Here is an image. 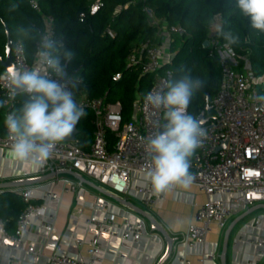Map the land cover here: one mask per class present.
Wrapping results in <instances>:
<instances>
[{
    "label": "built area",
    "instance_id": "obj_1",
    "mask_svg": "<svg viewBox=\"0 0 264 264\" xmlns=\"http://www.w3.org/2000/svg\"><path fill=\"white\" fill-rule=\"evenodd\" d=\"M33 9L40 12L39 0H29ZM104 8L103 0H91L90 13L96 14ZM150 22L157 27L153 37L142 40L133 45V49L126 59V68L141 65L142 74L153 75V83L145 92L137 93L134 110L130 120L124 121L122 105L120 102H108L106 96L89 98L81 88L83 79L80 70L69 74L65 69V76L60 83L67 85V90L72 92L73 98L84 111L94 114V142L91 150H82L76 139L62 141L56 145L48 167L52 171L71 170L86 176L98 185L106 188L118 196L127 195L131 190L142 194V203L148 209H154L162 200V193L154 194L145 173L150 167V158L146 151V141L156 131L155 123L163 120V110L153 109L144 101L147 93L161 90L164 82L172 79V74L167 71L160 73V69L171 63L174 53L171 44L175 37L189 36L188 31L180 25H168L156 17L154 12L144 7ZM85 14L80 15L81 21ZM44 32L53 33L54 39L63 49L65 39L57 34L55 21L52 16H44ZM223 19L220 14L213 17L208 26L207 40L209 45V58L217 57L220 65V81L218 91L212 98L211 106L214 112L208 122L202 127L206 135L201 138V146L190 158V173L194 176L191 185L204 193L208 200L201 205L195 215V221L189 226L183 241L188 247L204 245L213 226L223 229L236 213L246 210L256 204L264 203V103L255 97L264 96L259 87L264 86V72L256 74L248 58L239 55L231 45L221 43L216 38V27H222ZM105 33L115 38V32L108 27ZM15 42L13 62L30 67L26 52L23 56L17 54ZM25 49V48H24ZM122 74L116 73L113 81H119ZM53 79H59L55 76ZM3 107L8 110L14 101L7 100V89L0 85ZM79 97V99L76 98ZM189 112V107H188ZM107 131L114 133L116 143L114 150L107 148ZM11 141L7 130L0 137V148L8 150ZM134 174L145 177L142 184L137 183ZM80 187L75 181L66 179L64 186L59 190L45 191L41 201H32L31 188L18 190L16 193L22 197L26 208L16 222L14 233L10 234L5 229V223L0 219L2 235L0 236V249L5 247L8 252L7 264H18L12 252L23 241V236L32 227L31 217L37 216L39 226L48 234L55 232V216L48 214V204L61 199L66 193H74ZM232 195L225 201L224 195ZM213 196L219 198L212 199ZM88 223L95 226V230L88 241L77 240L79 247H86L87 260H79L69 256L61 246H57L49 257L51 264H96L101 262L103 235L117 236L121 246L129 249L130 244H137L144 236L146 222L143 218L123 217L121 222L116 221V215L108 211L103 214H92L87 219ZM261 218L254 220V227L260 228ZM49 237V236H48ZM45 236L41 244L48 241ZM247 244L257 248L264 247V237H246ZM8 242V243H7ZM33 251V246L30 248ZM204 261V255L200 257ZM190 264L189 260H184Z\"/></svg>",
    "mask_w": 264,
    "mask_h": 264
},
{
    "label": "trees",
    "instance_id": "obj_2",
    "mask_svg": "<svg viewBox=\"0 0 264 264\" xmlns=\"http://www.w3.org/2000/svg\"><path fill=\"white\" fill-rule=\"evenodd\" d=\"M104 8L96 14L90 13L91 0H39L40 12L33 9L29 0H0V58L5 57L7 42L6 29L17 42V28L30 27L37 32H44V16H52L57 34L65 39L63 50L74 52L71 61H64L63 66L69 74L80 70L83 79L81 88L89 98L106 96L108 102H120L124 121L130 120L137 93L147 91L153 83V75L142 74L141 65L126 68L127 56L133 45L153 37L154 26L144 7L150 8L156 17L168 25L183 26L189 33L186 37H175L171 44L174 53L171 63L160 69L161 74L170 71L172 78L179 76V69L191 70V74L202 81V87L196 92L189 104V114L196 118L205 109L209 96L218 91L220 81L219 59L209 58L204 42L208 37V26L213 17L220 14L224 31H231L238 38L231 44L241 56L249 59L256 74L264 70V33L254 30L250 20L234 7V0H103ZM84 13L83 21L80 15ZM110 27L115 38L105 31ZM221 43H227L216 32ZM35 44L24 43L26 55L33 61L32 52ZM67 64V66H66ZM5 71L0 61V72ZM121 73L119 81L113 76ZM22 97L14 100L9 112L22 107ZM2 100V97H0ZM77 124L79 133L76 137L78 146L89 152L94 142V114L88 110ZM213 110L207 113L212 117ZM6 108L0 107V137L5 135L4 119ZM107 148L114 150L116 137L111 131L106 134ZM26 208L22 197L14 192H0V219L5 229L14 233L16 222Z\"/></svg>",
    "mask_w": 264,
    "mask_h": 264
},
{
    "label": "crops",
    "instance_id": "obj_3",
    "mask_svg": "<svg viewBox=\"0 0 264 264\" xmlns=\"http://www.w3.org/2000/svg\"><path fill=\"white\" fill-rule=\"evenodd\" d=\"M7 153L8 150L0 148V192L16 193L31 188L32 201L37 203L45 191H59L66 179L80 184L76 192L63 194L61 199L49 202L47 212L55 216L54 233L42 230L37 216L32 215L31 229L12 252L18 264H51L49 257L57 246L66 250L70 257L86 261V247H79L76 241L90 239L95 226L87 219L104 211L115 214L117 222H121L123 217L143 218L146 222L145 236L137 244L128 243L129 249H124L119 237L103 235L101 262L96 264H186V259L190 264H264V247L257 248L244 241L246 237H264V203L236 213L223 229L213 226L206 243L191 248L185 244L183 236L191 224L197 223V210L208 200L195 186H172L162 192L158 205L148 210L142 203V194L134 190L118 196L74 171H52L48 161L33 170L28 164L13 160ZM134 177L140 184L145 180L138 174ZM231 197L227 194L223 199L228 201ZM216 198L219 196L212 197ZM257 217L262 220L259 229L254 227ZM45 236L49 237L43 245L41 239ZM32 246L33 251L30 250ZM8 255L5 247L0 249V264H7ZM202 255L204 261L200 262Z\"/></svg>",
    "mask_w": 264,
    "mask_h": 264
},
{
    "label": "clouds",
    "instance_id": "obj_4",
    "mask_svg": "<svg viewBox=\"0 0 264 264\" xmlns=\"http://www.w3.org/2000/svg\"><path fill=\"white\" fill-rule=\"evenodd\" d=\"M234 7L250 20L254 30L264 33V0H234ZM216 31L228 45L237 43L238 38L231 31H224L220 26ZM17 35V54L23 56L25 42L35 44V47L30 67L18 64L0 72V85L6 87L8 101H14L18 96L29 98L4 119L11 141L7 154L35 170L47 163L56 145L71 136L86 113L67 90V85L59 82L65 76L61 58L71 61L74 52L63 50L53 33L19 27ZM179 72V76L166 80L161 90L149 92L144 97L147 105L163 110L164 122L155 123L157 131L146 141L150 167L145 176L157 195L172 186L188 188L192 184L190 158L206 135L200 121L188 112L202 81L196 79L191 70L181 68ZM53 76L59 79H53ZM255 99L264 103V96ZM4 103L0 100V107Z\"/></svg>",
    "mask_w": 264,
    "mask_h": 264
},
{
    "label": "water",
    "instance_id": "obj_5",
    "mask_svg": "<svg viewBox=\"0 0 264 264\" xmlns=\"http://www.w3.org/2000/svg\"><path fill=\"white\" fill-rule=\"evenodd\" d=\"M6 35H7V42H6V49H5V57L4 58L1 57L0 61H1V65L4 68V70L8 71V70H11L15 67V64L13 62V53H12V50H13L14 45H15V41L12 39L8 29H6ZM208 45H209V42L205 41L204 42V48H207ZM66 66H67V64H66ZM0 95H1V91H0ZM28 101H29V98L27 97V95L23 96L21 99L22 105L27 103ZM211 110H212V106L210 104V100H209V96H208L207 103L205 105V109L197 117V119L200 121L202 126L208 122L209 118H207L205 116ZM78 133H79V130H78V127L76 125V130L71 134L70 137L66 138L64 141L75 140Z\"/></svg>",
    "mask_w": 264,
    "mask_h": 264
},
{
    "label": "rangeland",
    "instance_id": "obj_6",
    "mask_svg": "<svg viewBox=\"0 0 264 264\" xmlns=\"http://www.w3.org/2000/svg\"><path fill=\"white\" fill-rule=\"evenodd\" d=\"M264 72V70H262ZM260 93L263 94L264 93V86L259 87ZM77 99H79L78 96H76Z\"/></svg>",
    "mask_w": 264,
    "mask_h": 264
}]
</instances>
